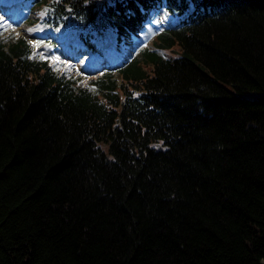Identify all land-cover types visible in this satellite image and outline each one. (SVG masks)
Masks as SVG:
<instances>
[{"label": "trees", "instance_id": "16d2710c", "mask_svg": "<svg viewBox=\"0 0 264 264\" xmlns=\"http://www.w3.org/2000/svg\"><path fill=\"white\" fill-rule=\"evenodd\" d=\"M27 2L117 60L160 0ZM167 3L88 83L0 41V264H264V0Z\"/></svg>", "mask_w": 264, "mask_h": 264}, {"label": "rangeland", "instance_id": "374dc122", "mask_svg": "<svg viewBox=\"0 0 264 264\" xmlns=\"http://www.w3.org/2000/svg\"><path fill=\"white\" fill-rule=\"evenodd\" d=\"M1 2L2 0H0V41L3 40L6 44H9L18 41L21 37L26 38L34 48L33 58L44 57L48 59L53 68L58 69L60 72L70 71L73 74L80 73L86 77L85 83H88L93 80L94 77L96 78L106 71L101 69L93 70L92 66L94 64L89 63V57H81L77 60L75 56H66V52H68L69 49L62 43H59L58 39L60 36L58 33H42L39 30L34 21L40 16L38 9L31 8L28 17L25 12L16 11L15 9H12L14 15H7L6 13L10 12V10L8 7L2 6ZM171 21V23H168V20L165 19L164 22L156 25L158 27L157 29L152 26H150V28L148 27L149 29L146 33L144 32L145 34L141 42L136 41L135 44H128L131 48L129 55L126 57L127 61H129L131 57L138 55L141 47H152L153 42L148 39L149 34L155 33L156 31L160 32L162 28H169L179 23L173 22L172 19Z\"/></svg>", "mask_w": 264, "mask_h": 264}]
</instances>
